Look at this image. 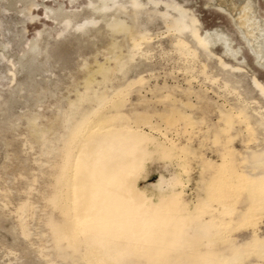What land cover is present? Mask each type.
Here are the masks:
<instances>
[{
  "label": "rangeland",
  "instance_id": "1",
  "mask_svg": "<svg viewBox=\"0 0 264 264\" xmlns=\"http://www.w3.org/2000/svg\"><path fill=\"white\" fill-rule=\"evenodd\" d=\"M0 264H264V0H0Z\"/></svg>",
  "mask_w": 264,
  "mask_h": 264
},
{
  "label": "bare ground",
  "instance_id": "2",
  "mask_svg": "<svg viewBox=\"0 0 264 264\" xmlns=\"http://www.w3.org/2000/svg\"><path fill=\"white\" fill-rule=\"evenodd\" d=\"M259 52V51H258ZM262 54V53H261ZM261 56V55H260Z\"/></svg>",
  "mask_w": 264,
  "mask_h": 264
}]
</instances>
